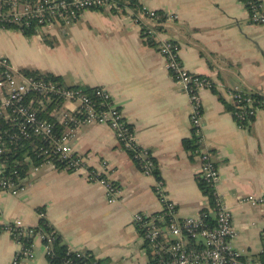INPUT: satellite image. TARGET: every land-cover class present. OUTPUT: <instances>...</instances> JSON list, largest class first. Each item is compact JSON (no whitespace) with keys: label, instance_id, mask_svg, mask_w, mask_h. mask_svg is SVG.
<instances>
[{"label":"crops","instance_id":"crops-1","mask_svg":"<svg viewBox=\"0 0 264 264\" xmlns=\"http://www.w3.org/2000/svg\"><path fill=\"white\" fill-rule=\"evenodd\" d=\"M137 1L178 14L156 38H173L182 65L219 84L199 92L201 145L211 151L218 173L215 191L232 214V247L261 256L264 110L247 127L238 126L227 108L232 101L226 89L264 92V28L249 20L242 0ZM0 55L18 69L54 74L67 84L106 86L132 127L136 144L148 148L156 160L178 217L195 216L205 206L208 198L198 185L200 160L183 144L192 137L189 98L126 12L88 9L73 23L55 26L42 40L17 29L0 30ZM71 148L90 167L102 171L101 162H107L106 176L120 189L117 199L108 202L104 186L81 172L30 167L18 193L0 189V221L20 218L34 227L42 211L70 249L89 252L103 264H149L132 215L160 211L155 176L139 169L106 124H82ZM248 195L262 200L252 203L245 199ZM16 249L10 234L0 231V264H8ZM32 250L33 256L21 264H49L37 236Z\"/></svg>","mask_w":264,"mask_h":264},{"label":"built area","instance_id":"built-area-1","mask_svg":"<svg viewBox=\"0 0 264 264\" xmlns=\"http://www.w3.org/2000/svg\"><path fill=\"white\" fill-rule=\"evenodd\" d=\"M242 1L248 10L249 20L264 28L262 0ZM126 3L125 0H0V30L12 25L22 33L31 30V34L38 35L42 40L55 26L78 20L85 10L102 8L115 13L126 12L139 26L141 38L146 43L153 40L155 48L164 58L170 79L189 98L192 136L198 138V146L190 152L200 160V178L213 188V203L207 200L195 216L178 217L177 205L167 198L163 180L155 177L153 191L160 201V211H137L132 215V222L146 245L149 264H264L259 255L243 253L232 247V214L215 191L218 173L211 151L201 145L202 105L199 92L219 84L186 69L179 59L178 44L173 38H156L169 26L168 22L177 21L175 11L161 12L144 4L133 8ZM226 94L232 101V117L240 127H247L256 113L264 110V92L259 89L235 86L226 89ZM49 105L50 110L47 109ZM48 112L56 118L57 124L44 116ZM90 123L108 125L119 145L128 154L132 152L131 158L138 159L139 169L154 175L157 165L149 149L136 144L132 127L106 86L97 85L86 91L81 85L67 84L52 74H25L14 67L6 56L0 55V189L11 194L22 190L27 179L22 162L30 161L33 170L48 166L81 172L88 180L104 186L108 202L115 201L120 189L106 176L107 162H101L102 171L90 167L83 155L71 148L75 131L82 124ZM32 158L37 159V163H33ZM245 199L252 203L262 200L253 195ZM38 214L43 216L42 211ZM0 231L8 232L17 244L8 264H21L24 258L33 256L30 241L33 236L39 237L46 254L50 253L51 238L45 232L35 230V226H27L20 218L0 221ZM260 234L261 254L264 256V227ZM72 250L76 256L87 260L68 264H103L86 251Z\"/></svg>","mask_w":264,"mask_h":264},{"label":"trees","instance_id":"trees-1","mask_svg":"<svg viewBox=\"0 0 264 264\" xmlns=\"http://www.w3.org/2000/svg\"><path fill=\"white\" fill-rule=\"evenodd\" d=\"M20 1H28V0H20ZM127 3V5H130L133 8H136L137 6L140 5V3L137 0H125ZM121 3V2H120ZM6 29H15L12 25H7ZM25 35H31V30H25L23 32ZM148 43L150 45H154L153 40H148ZM25 74H37L39 73L37 70H31V69H23L22 70ZM50 74V73H48ZM52 76L61 79L59 76H56L54 74H52ZM84 90L86 91H90L91 87H87V86H83L81 85ZM54 106V105H53ZM51 105H49L47 107L48 110H50ZM227 108H233L232 104H227ZM44 116L49 119L50 121H54L57 124V120L54 116H52L49 112L48 113H44ZM130 126V124H128ZM131 127V126H130ZM198 138L197 136H192L189 139H184L183 144L185 146V148L191 150L192 148L198 146V142H197ZM27 147V144L21 149L20 154L23 153V150ZM129 155H131L132 157V152L129 151ZM20 159L22 160V156H19ZM153 158V157H152ZM133 161L137 164V166L139 165V161L136 158H132ZM154 162L156 163V160L153 158ZM37 159L32 158V162L33 163H37ZM30 161L28 162H22V167L24 168V173L27 174V171L30 168ZM157 165V163H156ZM157 167V166H156ZM153 173L155 175V177L160 178L159 175V171L158 168H155L153 170ZM198 185L200 187V189L202 190V192L207 196L209 203H213V188L211 186H209L208 184H206L205 182H203L202 179H199L198 181ZM156 213V212H155ZM208 220L211 221V219L208 217ZM208 223H211L209 221H207ZM35 230H39L41 232H45V234H47L50 238H51V250L49 254H46V258L48 260L49 264H68V263H82L85 260H87V258L82 257V256H76V253L70 249L63 241L61 238V235L57 232V230L54 229V227L47 221V219L44 216H41L39 218L38 221V225L35 226ZM34 237V236H33ZM32 238H30V241H32ZM43 241H45V239H43ZM89 254V256L91 257L92 255L87 252ZM150 258V257H149ZM260 258L262 260H264V256L261 255Z\"/></svg>","mask_w":264,"mask_h":264},{"label":"water","instance_id":"water-1","mask_svg":"<svg viewBox=\"0 0 264 264\" xmlns=\"http://www.w3.org/2000/svg\"><path fill=\"white\" fill-rule=\"evenodd\" d=\"M60 30H63V28H60Z\"/></svg>","mask_w":264,"mask_h":264}]
</instances>
